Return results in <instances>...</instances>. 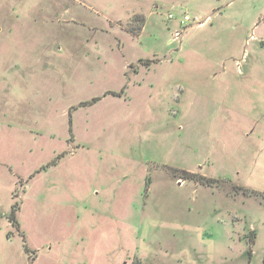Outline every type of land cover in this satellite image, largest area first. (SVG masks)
<instances>
[{
  "label": "rangeland",
  "instance_id": "1",
  "mask_svg": "<svg viewBox=\"0 0 264 264\" xmlns=\"http://www.w3.org/2000/svg\"><path fill=\"white\" fill-rule=\"evenodd\" d=\"M0 26L6 264L263 263L264 0H0Z\"/></svg>",
  "mask_w": 264,
  "mask_h": 264
},
{
  "label": "trees",
  "instance_id": "2",
  "mask_svg": "<svg viewBox=\"0 0 264 264\" xmlns=\"http://www.w3.org/2000/svg\"><path fill=\"white\" fill-rule=\"evenodd\" d=\"M107 94H110V95H113V96H119L121 93H115V92H107L105 95H107ZM99 100V98H93V99H91L90 101H88V102H84V103H81L80 105L81 106H88V105H92V104H94V103H96L97 101ZM188 174H190V173H188V172H183V174H182V176H180L181 177V179L183 178V179H186V177H192V176H190V175H188ZM185 177V178H184ZM198 181V180H197ZM197 181H196V183H197ZM202 181V179L200 180V182ZM19 211V204H18V202H13L12 203V205H11V208H10V213H9V215H7L6 217H7V219L10 221V223H11V225H12V227H15L16 228V230L18 231V233L20 232V228H19V224H18V221H17V212ZM24 236L22 235V247H23V250H24V253L26 254V255H29V254H31V253H33L31 250H30V248L27 246V244H26V240L23 238ZM29 264H31V263H29ZM262 264H264V257H263V263Z\"/></svg>",
  "mask_w": 264,
  "mask_h": 264
},
{
  "label": "built area",
  "instance_id": "3",
  "mask_svg": "<svg viewBox=\"0 0 264 264\" xmlns=\"http://www.w3.org/2000/svg\"><path fill=\"white\" fill-rule=\"evenodd\" d=\"M168 19L169 20H174L173 15L172 14H169L168 15ZM188 21H190V18L187 15H183L181 17L180 24L185 25L186 22H188ZM180 36H181V32H178V31L174 32V34H173V41H177L178 42Z\"/></svg>",
  "mask_w": 264,
  "mask_h": 264
},
{
  "label": "crops",
  "instance_id": "4",
  "mask_svg": "<svg viewBox=\"0 0 264 264\" xmlns=\"http://www.w3.org/2000/svg\"><path fill=\"white\" fill-rule=\"evenodd\" d=\"M0 33H1V26H0ZM118 98H120V96ZM6 215H8V214H0V218L4 219ZM6 232H7V230L4 233V237L6 239V242L8 243L10 240L8 238H6ZM4 248H6L5 245H4ZM1 254L2 253H0V264H6V256L4 255V253H3V256H1Z\"/></svg>",
  "mask_w": 264,
  "mask_h": 264
}]
</instances>
